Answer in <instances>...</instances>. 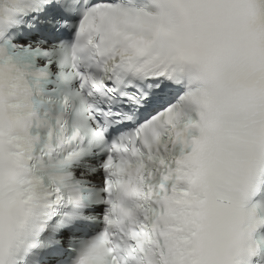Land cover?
Here are the masks:
<instances>
[{"label": "snow or ice", "instance_id": "snow-or-ice-1", "mask_svg": "<svg viewBox=\"0 0 264 264\" xmlns=\"http://www.w3.org/2000/svg\"><path fill=\"white\" fill-rule=\"evenodd\" d=\"M0 264H264V0H0Z\"/></svg>", "mask_w": 264, "mask_h": 264}]
</instances>
